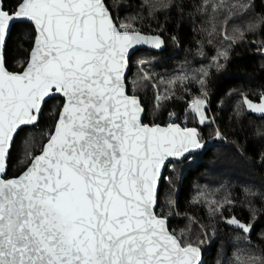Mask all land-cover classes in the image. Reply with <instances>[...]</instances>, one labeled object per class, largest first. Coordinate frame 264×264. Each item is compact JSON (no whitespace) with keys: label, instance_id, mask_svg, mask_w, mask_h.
<instances>
[{"label":"snow or ice","instance_id":"6c2138e0","mask_svg":"<svg viewBox=\"0 0 264 264\" xmlns=\"http://www.w3.org/2000/svg\"><path fill=\"white\" fill-rule=\"evenodd\" d=\"M211 6L214 12L247 8L225 0ZM23 21L35 38L27 67L13 73L2 48L13 23ZM137 44L158 49L162 41L117 25L103 0H14L12 8L0 0V174L15 134L38 121L45 98L64 101L40 153L28 152L20 175L0 177V264L199 261L200 249L168 232L154 204L165 158L202 145L195 128L142 122L144 109L124 84L125 56ZM245 104L264 113V95L258 104L245 97ZM204 105L199 97L189 104L201 123ZM225 222L251 232L236 217ZM245 264H264V258Z\"/></svg>","mask_w":264,"mask_h":264},{"label":"trees","instance_id":"16d2710c","mask_svg":"<svg viewBox=\"0 0 264 264\" xmlns=\"http://www.w3.org/2000/svg\"><path fill=\"white\" fill-rule=\"evenodd\" d=\"M3 3L14 7V0ZM213 3L219 0H104L117 25L164 39L162 51L139 49L128 59L126 88L144 108L142 122L162 124L171 113L178 124L196 127L203 143L189 160L164 170L157 215L183 244L207 241L202 264H245L264 258V118L247 114L242 104L243 97L257 100L264 93V0H225L247 8L215 12ZM33 35L27 23L12 25L4 47L8 70L23 68ZM157 95L165 97L158 106ZM197 97L205 101L204 123L189 109ZM61 104V97L48 99L38 121L17 131L6 177L28 165V152L41 150ZM232 217L251 224L250 234L225 222Z\"/></svg>","mask_w":264,"mask_h":264},{"label":"water","instance_id":"95a60500","mask_svg":"<svg viewBox=\"0 0 264 264\" xmlns=\"http://www.w3.org/2000/svg\"><path fill=\"white\" fill-rule=\"evenodd\" d=\"M103 3H104V0H103ZM106 6V5H105ZM24 23H27V24H29L32 28H33V26L29 23V22H27V21H23ZM14 23H17V22H14ZM13 23V24H14ZM33 31H34V29H33ZM10 32V31H9ZM138 32H140L143 36H146V37H156V36H158L159 38H160V40L162 41V45H161V47L160 48H156V47H154L153 45H150V44H137V45H133L129 50H128V52L126 53V56H125V62H126V67H125V76H124V84H125V88H126V83H125V79H126V76H127V73H128V70H129V63H128V59H129V56L131 55V54H133L135 51H137V50H139V49H143V50H147V51H153V52H160V51H162L163 50V48H164V39L162 38V36H160L158 33H145V32H141V31H138ZM8 35H9V33H8ZM8 35H7V37H8ZM7 37H6V40H7ZM34 38H35V32H34V35H33V39H32V44H31V47H32V45H33V41H34ZM4 47H5V45L3 46V48H2V57H3V61H4ZM31 47H30V49H29V51H28V55H29V53H30V51H31ZM28 55H27V59H28ZM27 61V60H26ZM27 67V63L25 62V64H24V66H23V68L20 70V71H18V72H13V71H10V70H8L9 72H13V73H22L24 70H25V68ZM126 91H127V88H126ZM127 94L128 95H132V94H130V93H128L127 92ZM262 95H264V93H262L259 97H258V99L257 100H251V99H249V98H247L248 100H250L253 104H258V103H260V97L262 96ZM136 96V95H135ZM52 97H61L62 98V104H61V106H60V109L63 107V97L61 96V95H50V96H48V97H46L45 98V100L43 101V103H42V106H43V104L45 103V101H47L48 99H50V98H52ZM137 98H138V96H136ZM139 99V98H138ZM140 101V100H139ZM242 104H243V107H244V109H245V112L247 113V114H250V115H252L253 117H256V118H264V113H256V112H254V111H252V110H250L248 107H247V105L245 104V97H243V99H242ZM142 106V105H141ZM143 107V106H142ZM42 109V108H41ZM60 109H59V111H60ZM144 109V108H143ZM59 111H58V114H57V117H56V120L58 119V117H59ZM40 112H41V110L39 111V114H40ZM143 115H144V112H143ZM38 117H39V115H38ZM142 119H143V116H142ZM56 120H55V122H56ZM55 122H54V126H53V129L52 130H54V127H55ZM36 123V122H35ZM34 123V124H35ZM145 124H147V123H145ZM169 124H175V125H178L179 126V128H181V129H184V128H195L196 130H197V128L196 127H194V126H187V127H182V126H180L179 124H177V123H168V124H165V125H163V124H152V125H159L161 128H167V126L169 125ZM148 125H150V124H148ZM152 125H150V126H152ZM22 127H25V126H21L20 128H22ZM19 128V129H20ZM199 140V139H198ZM47 141V140H46ZM46 141L44 142V143H46ZM200 142V141H199ZM201 143V145H202V147L200 148V149H196V150H190L188 153H184V154H182V156L181 157H179V158H175V157H166L165 158V161H164V163L161 165V168H160V175H159V178H158V186H157V194H158V189H159V185H160V182H161V178H162V176H163V173H164V170H165V167L167 166V164H169V163H171V162H176V163H179V162H181V161H183L187 156H190L191 154H194V153H198V152H200L201 150H202V148H203V143L202 142H200ZM41 150H42V148H41ZM40 150V151H41ZM40 151L36 154V155H38L39 153H40ZM29 163H30V161H29ZM28 163V164H29ZM28 166V165H27ZM26 166V167H27ZM25 167V168H26ZM25 168L21 171V172H23L24 170H25ZM21 172L18 174V175H20L21 174ZM18 175H16V176H18ZM0 177H2V178H4V179H10V178H13V177H15V176H12V177H6V172L5 173H3V174H0ZM156 205H157V197H156V200H155V204H154V212H155V210H156ZM156 214V213H155ZM156 216L157 217H160V218H162V219H164L165 221H166V227H167V230H168V232H170V230H169V228H168V220L166 219V218H164V217H161V216H158L157 214H156ZM171 233V232H170ZM172 234V233H171ZM174 235V234H173ZM195 247H198V246H195ZM199 248V247H198ZM200 249V248H199ZM202 262H203V252L201 251V249H200V259H199V261L197 262V264H202Z\"/></svg>","mask_w":264,"mask_h":264},{"label":"built area","instance_id":"2783aa9c","mask_svg":"<svg viewBox=\"0 0 264 264\" xmlns=\"http://www.w3.org/2000/svg\"><path fill=\"white\" fill-rule=\"evenodd\" d=\"M168 123H177L178 124V122H176V118H175V116L173 115V114H171V113H169V114H167L166 116H165V118H164V121H163V125H165V124H168ZM181 124H179L180 126H182V127H184V125H185V122L184 121H182V122H180ZM185 159H190V156H187ZM165 170H172V164L171 163H169V164H167V166L165 167ZM164 174V173H163ZM165 178V177H164ZM155 213L156 214H158L159 213V210L158 209H156L155 210Z\"/></svg>","mask_w":264,"mask_h":264},{"label":"rangeland","instance_id":"374dc122","mask_svg":"<svg viewBox=\"0 0 264 264\" xmlns=\"http://www.w3.org/2000/svg\"><path fill=\"white\" fill-rule=\"evenodd\" d=\"M138 31V30H137ZM140 64H141V62L138 64V68H139V70H141L140 69ZM157 97V96H156ZM157 100L154 102V104L156 105V106H158L157 105ZM185 117H187V115L185 116ZM186 120V119H185ZM176 173V170H175V168H174V170H173V173L172 174H175ZM180 174H181V172L179 173V176H180ZM207 241L204 239V241H202L201 243H200V249H201V251L204 253V252H206V250H207Z\"/></svg>","mask_w":264,"mask_h":264}]
</instances>
